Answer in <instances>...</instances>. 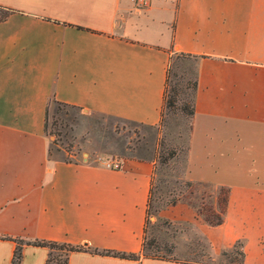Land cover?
I'll return each mask as SVG.
<instances>
[{"label": "crops", "instance_id": "crops-1", "mask_svg": "<svg viewBox=\"0 0 264 264\" xmlns=\"http://www.w3.org/2000/svg\"><path fill=\"white\" fill-rule=\"evenodd\" d=\"M4 10L0 264L16 239L18 264H44L48 249L34 239L137 255L78 250L67 264H221L143 256L151 159L108 156L86 141L80 157L50 151L44 133L49 101L155 125L176 53L196 69L188 178L227 189L221 221L194 229L210 259L239 243V264H264V0H0ZM110 157L119 168L102 164Z\"/></svg>", "mask_w": 264, "mask_h": 264}, {"label": "rangeland", "instance_id": "rangeland-1", "mask_svg": "<svg viewBox=\"0 0 264 264\" xmlns=\"http://www.w3.org/2000/svg\"><path fill=\"white\" fill-rule=\"evenodd\" d=\"M195 75L192 57L180 53L170 56L165 98L155 125L114 120L97 114L84 115L76 107L49 101L44 133L50 137V151L62 149L68 154L76 151L80 157L81 152H86L83 147L86 141L99 149L104 148L108 156L110 152L153 161L143 237L145 252L201 263L239 264V243L212 260L206 242L194 229L196 223L209 224L222 217V206L227 199V193L220 191L222 187L214 189L206 184H195L188 178L190 117L187 112L192 105ZM40 173L35 166V176Z\"/></svg>", "mask_w": 264, "mask_h": 264}, {"label": "trees", "instance_id": "trees-1", "mask_svg": "<svg viewBox=\"0 0 264 264\" xmlns=\"http://www.w3.org/2000/svg\"><path fill=\"white\" fill-rule=\"evenodd\" d=\"M8 13H9L8 10H4L2 16L0 17V20L3 19ZM180 54H184L186 56H189L186 53H180ZM194 87H195V78H194V82H193V92H194ZM164 92H165V90H164ZM164 98L165 97H163V101H164ZM192 103H193V96H192ZM192 113H193V106L191 105L190 109L187 112V115L189 117H191ZM220 191L223 192L225 195L227 193V189L223 188V187L220 188ZM149 194H150V189H149ZM148 198H149V196H148ZM219 199H220V201H222L223 198L221 197ZM224 210H225V202L223 203V206H222V211L224 212ZM221 219H222V217L219 216L212 223H210V222H208V223L211 225H215V224H218L221 221ZM28 243L32 244V245L45 246L48 249L47 256L44 260V264H67V257H68L69 252L78 251V250L90 251L93 253L112 254V255H117V256L126 257V258H136L137 257V255L135 253H124V252H116V251H109V250L98 251L96 249H90L86 245L70 244V243H66V242H56V241L43 240V239H34ZM141 251H142L143 256H145V257H163V256H156L154 254H150L149 252H145L143 249V242H142ZM238 255H239V258H241L242 252L240 249L238 251ZM20 258H21V241L16 239L15 240V246H14V249L12 251V256L10 259V264H18L20 261Z\"/></svg>", "mask_w": 264, "mask_h": 264}, {"label": "built area", "instance_id": "built-area-1", "mask_svg": "<svg viewBox=\"0 0 264 264\" xmlns=\"http://www.w3.org/2000/svg\"><path fill=\"white\" fill-rule=\"evenodd\" d=\"M133 1L135 2V4L138 7H144L149 2V0H133ZM101 162L105 166L112 167V168H119L120 167V164H121V160L118 157L106 158V159H103Z\"/></svg>", "mask_w": 264, "mask_h": 264}]
</instances>
